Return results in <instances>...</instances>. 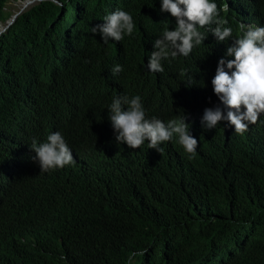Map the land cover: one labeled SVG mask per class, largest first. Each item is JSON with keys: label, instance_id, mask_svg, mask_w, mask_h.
<instances>
[{"label": "trees", "instance_id": "16d2710c", "mask_svg": "<svg viewBox=\"0 0 264 264\" xmlns=\"http://www.w3.org/2000/svg\"><path fill=\"white\" fill-rule=\"evenodd\" d=\"M12 1L0 0L1 23ZM233 1L213 0L233 36L239 22L264 27V0ZM160 7L40 0L0 34V264H128L144 250L132 264H264V114L243 134L202 126L206 108L226 114L211 84L216 50L201 44L150 72L154 41L175 28ZM117 9L134 31L104 44L91 27ZM118 95H139L146 118L184 116L195 153L175 136L161 153L118 144L107 110ZM57 131L73 163L41 173L30 144Z\"/></svg>", "mask_w": 264, "mask_h": 264}, {"label": "clouds", "instance_id": "9594fccd", "mask_svg": "<svg viewBox=\"0 0 264 264\" xmlns=\"http://www.w3.org/2000/svg\"><path fill=\"white\" fill-rule=\"evenodd\" d=\"M23 1L12 2L20 6ZM36 1L40 0L32 3ZM228 2L231 3V0ZM233 3L236 5L237 0ZM160 4L161 13H170L175 18V28H166L154 41L155 50L148 58L147 69L153 73L163 72V60L187 57L194 47L201 44L216 50L210 62L218 63L211 84L226 114L219 106L206 108L201 123L205 129H212L220 121H227L236 134H243L264 114V27L258 21L239 22V33L233 36V29L226 26L228 21L220 17L213 0H160ZM224 9V5L220 7V10ZM103 21L91 27V33L99 34L104 44L109 40L120 42L125 35H132L135 28L132 15L120 9L104 16ZM208 25L214 26L205 27ZM0 31V34L4 32L2 28ZM122 70L120 65H116L111 72L115 76ZM107 110L111 113L108 118L116 142L126 144L130 149H139L147 141L149 148L161 153L163 149L160 145L171 141L174 136L178 137V143L188 154L195 153L198 147V141L190 135L184 116L167 123L155 116L146 118L139 95L131 98L127 95L115 96ZM30 148L35 152L33 160L38 163L41 173L73 163L72 152L58 131L49 134L44 143L38 144L33 139ZM15 150L22 154L23 143ZM28 151L26 146L25 154ZM19 160L13 158L10 167H15ZM145 254L146 250L130 253L128 264H132L136 256Z\"/></svg>", "mask_w": 264, "mask_h": 264}, {"label": "rangeland", "instance_id": "374dc122", "mask_svg": "<svg viewBox=\"0 0 264 264\" xmlns=\"http://www.w3.org/2000/svg\"><path fill=\"white\" fill-rule=\"evenodd\" d=\"M20 6L22 7L23 4H20ZM20 6H19V3H15V2H9V3L6 5L5 10H6V11H10V13H11V15H10L9 18H11V16H13L14 14H16V13L18 12ZM9 18H7L5 22H7V21L9 20ZM5 24H6V23H4V24L1 23V24H0V28H3V26H4Z\"/></svg>", "mask_w": 264, "mask_h": 264}, {"label": "water", "instance_id": "95a60500", "mask_svg": "<svg viewBox=\"0 0 264 264\" xmlns=\"http://www.w3.org/2000/svg\"><path fill=\"white\" fill-rule=\"evenodd\" d=\"M34 0H25L23 1V6L19 8L18 12L16 14H14L13 16H11V18H9V20L6 22L5 26L2 28V31H4L5 29H7L12 22L14 21V19L16 18V16L28 5L31 4ZM53 2H55V0H51ZM1 32V31H0Z\"/></svg>", "mask_w": 264, "mask_h": 264}, {"label": "bare ground", "instance_id": "6f19581e", "mask_svg": "<svg viewBox=\"0 0 264 264\" xmlns=\"http://www.w3.org/2000/svg\"><path fill=\"white\" fill-rule=\"evenodd\" d=\"M21 4H23V2Z\"/></svg>", "mask_w": 264, "mask_h": 264}]
</instances>
